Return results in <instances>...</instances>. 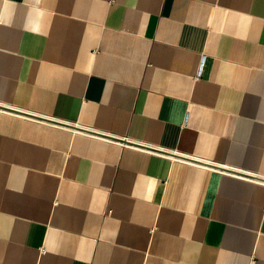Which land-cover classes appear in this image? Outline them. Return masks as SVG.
<instances>
[{
  "label": "crops",
  "instance_id": "1",
  "mask_svg": "<svg viewBox=\"0 0 264 264\" xmlns=\"http://www.w3.org/2000/svg\"><path fill=\"white\" fill-rule=\"evenodd\" d=\"M0 264H264V0H0Z\"/></svg>",
  "mask_w": 264,
  "mask_h": 264
}]
</instances>
